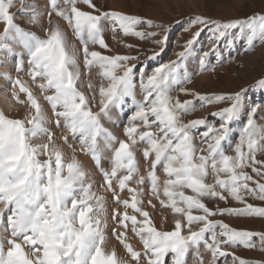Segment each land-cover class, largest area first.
<instances>
[{"label": "snow or ice", "instance_id": "snow-or-ice-1", "mask_svg": "<svg viewBox=\"0 0 264 264\" xmlns=\"http://www.w3.org/2000/svg\"><path fill=\"white\" fill-rule=\"evenodd\" d=\"M93 11H83L78 0H49L51 10L40 12L35 3L31 6L19 0L18 12L30 16L28 23L37 24L43 15L49 18V28L42 38L15 22L11 9L16 0H0V63L15 58V71L25 73L43 99L51 106L55 125L65 129L61 139L67 143L69 136L78 140L81 150L90 155L103 176L102 188L111 193L113 201L123 206L112 210L111 220L124 231L112 229V234L126 249L130 259H121L115 248L106 246L109 216L106 197L93 191L89 173L77 159L75 152L65 159L56 143V136L47 126L49 118L40 98L28 80L20 75L13 77L0 72V77L11 85V96L27 107L22 118H12L0 111V264H188L189 253L199 264L200 246L211 254L213 264L218 257L233 256L234 264H264L235 256L225 250V245H243L254 248L258 239L264 249V232L238 230L217 215L264 217V207L247 202L251 196L264 201V182L254 180L245 169L249 166L264 177V161L256 153L264 151V126L254 121L256 108L251 109L238 142L231 145L232 154L225 150L233 122L249 88L264 92V74L249 88L231 93L201 94L181 85L190 83L192 73L184 67V58L204 27L211 25L210 40L216 51L219 42L232 30L246 33L245 51L257 42L264 43V12L226 21L210 20L202 15L191 17L193 24L203 25L177 53V60L159 64L151 73L132 61L139 56L104 55L90 49L98 45L108 49L104 39L105 25L113 33L134 35L140 39L155 37L160 33L138 30V26L158 27L165 33L170 26L156 24L152 19L128 14L119 10H99L93 0H84ZM53 12L67 21L82 45L86 68L97 67L101 77L98 87V110H93L96 86L89 82L91 97L78 87L81 78L78 51L69 46L64 31L53 23ZM167 36L154 43L166 44ZM17 46L21 51H17ZM131 48L132 45H126ZM159 53L153 52L150 60ZM209 52L199 57L200 70L208 68ZM139 82L142 99H137L135 87ZM174 87L194 99L181 100L172 95ZM26 99H20V94ZM196 101L204 103L229 102L226 107L211 113L219 125H209L205 118L185 121L183 116L196 108ZM127 115L120 138L102 120H113L112 110ZM127 110V111H126ZM247 110V109H246ZM203 128V131L200 129ZM199 135L200 144L195 143ZM46 138L44 142L37 140ZM143 144L142 149L138 145ZM140 150L147 164L146 175H139L136 152ZM105 152L111 168L101 166ZM257 165H260L258 167ZM162 169L161 180L157 169ZM212 177V182L208 181ZM149 182L150 195L161 206L171 209L173 227L157 228L151 214L144 207L145 181ZM116 187H113V185ZM135 184L137 187H133ZM127 190L129 197L121 199ZM229 198L243 207H209L206 200ZM152 205V200L147 201ZM155 207V205H152ZM128 209H131L130 213ZM8 211L6 219L5 211ZM219 229V231H217ZM130 230L142 242L137 250L127 239Z\"/></svg>", "mask_w": 264, "mask_h": 264}, {"label": "rangeland", "instance_id": "rangeland-1", "mask_svg": "<svg viewBox=\"0 0 264 264\" xmlns=\"http://www.w3.org/2000/svg\"><path fill=\"white\" fill-rule=\"evenodd\" d=\"M25 3L29 6L35 3L40 12L46 13L51 10L49 7V0H25ZM93 3L99 10H119L128 14L140 15L152 19L156 24L170 26V30L165 33L162 28H149L147 25L142 24L138 26V30L157 32L160 33V35L140 39L134 35H124L120 31L113 33L111 27L105 25L106 30L103 35L105 42L108 44V49H102L98 45H89L90 49L100 51L104 55L120 54L139 56L138 61H132L133 64L138 65L137 75H139L140 68L151 73L157 65L177 60V53L185 51L187 41L192 39L193 35L201 27H204L203 25L193 24L191 20L193 16L202 15L210 20L226 21L233 18L244 17L252 13L264 12V0H93ZM60 6H64L63 0H60ZM77 6L83 11H93L84 0H78ZM19 7V0H16L15 6L11 9V11L15 13V22L26 30L33 31L43 38L45 36L44 29L51 26L47 15H43L37 24H30L28 23L30 16L18 12L17 9ZM51 19L53 23L58 24L64 31L69 46L75 45L78 51L77 60L81 71L78 87L86 96L91 97L93 92L89 89V82L96 86V99L92 101V103L93 110H98L96 107L99 102L98 87L101 83L99 69L97 67H85L81 42L75 35L73 29L68 25L67 21L57 16L55 12H53ZM3 27V23L0 22V31H3ZM210 34L211 25L204 27V30L192 44L188 54L184 58V67L188 72L192 73V80L190 83L181 85L182 87H187L201 94L231 93L239 91L242 88H249V85H252L253 81L264 74V43L257 42L253 45L251 50L245 51V41L241 39V37L245 36L246 33L236 29L232 30L225 39L219 42L216 51H212L214 43L210 40ZM165 35L167 36V40L161 52L162 46L154 43V41L163 39ZM126 45H132L133 47L129 48ZM17 51H21L19 46H17ZM153 52H157L159 55L154 60H150L149 57L152 56ZM203 52H209L207 58L208 68L206 70H200L199 67V57ZM0 56L6 57L7 54L0 53ZM26 70L27 63L25 62V73H18L15 71V58L8 57L4 59L3 63H0V72H8L13 77L20 75L23 79L28 80L34 93L40 98V103L43 105L49 118L47 126L55 134L56 143L62 149L65 159H70L73 152H75L77 159L89 173V179L94 185L93 191L106 197V208L109 216L108 227L105 230L107 237L106 246H108L107 248L109 250L116 248L115 250L121 259H130L126 249L120 242L118 243V240L116 241L115 236L112 234L113 228H116L117 231H124L122 227L113 223L111 220L112 210L114 208H119L122 212L124 210L123 206L117 205L113 201L111 193L106 192L104 188L101 187L104 183L102 173L95 166L91 156L85 154L81 150L78 140L69 136L67 143H65L61 139L66 130L58 128L55 125V117L52 114L51 106L43 99V95L47 93H40V90L31 83V80L26 75ZM135 92L137 99H142L138 81L136 82ZM172 95L179 96L181 100L194 99L192 96L181 93L179 87L173 88ZM20 99H26L25 95L21 93ZM228 103L229 102L204 103L203 106H201V102L196 101L195 110L184 115L183 119L188 121L205 118L209 125L218 126L220 123L219 119L210 114L226 107ZM254 107L256 108L253 117L255 123L259 126H264V92L255 88H249L248 92L243 97L241 109L236 119L230 124L229 138L225 146V150L228 154H232L230 146L238 142L240 131L248 115L251 114V109ZM27 110L26 106L17 103V101L12 98L11 85L0 77V111H3L12 118H22ZM112 115L113 120L104 119L102 123L115 135L124 138L123 127L127 122V115L118 114L116 109L112 110ZM200 131H203V128H201ZM45 139L46 138H41L36 142L41 143L44 142ZM195 143L197 145L200 144L199 135L195 136ZM143 147V144L138 145V149H142ZM109 155L110 153L105 152V158L102 159L101 166L110 170L111 165L107 159ZM136 156L139 166V175H146L147 164L142 156V152L137 150ZM256 159L264 161V151L257 152ZM257 166L260 167V165ZM245 171H247L249 175H252L254 180H261L264 182V177L253 172L251 166L247 167ZM157 174L160 176L161 180L165 178L162 169L158 168ZM208 181L212 182L211 176L208 178ZM132 186L137 187L135 184ZM113 187H116L115 183ZM141 187H143L145 193L143 196L144 207L151 214V218L156 227L158 229L162 227L163 230H170L173 227V214L171 209L161 206L159 200L150 195V185L147 180ZM120 196L121 199H126L129 197V194L127 190H125L120 193ZM149 199L152 200V205H155V207L147 203ZM246 199L248 203L254 206L264 207V201L251 196H247ZM206 203L212 208L243 207L241 203L231 198L227 201L218 199L206 200ZM0 207H3V205H0ZM128 211L130 213L132 212L131 209H128ZM8 214L9 212L6 210L4 213L5 219ZM212 219L222 220L229 226L238 230L264 232V217L224 214L212 217ZM217 231H219V229H217ZM127 239L137 250L142 251V242L130 230L127 232ZM254 243L256 244L254 248H247L243 245H225V250L229 253H233L237 257L247 260L264 261V249L261 248L258 239L254 240ZM199 252L200 256L203 258L204 264H213L211 254L204 249L203 245L200 246ZM187 260L188 264H199V261L194 255V250L189 253ZM166 261L167 264H171L170 257H166ZM141 264H144L143 260ZM215 264H234L233 256L218 257ZM236 264H238V261Z\"/></svg>", "mask_w": 264, "mask_h": 264}, {"label": "bare ground", "instance_id": "bare-ground-1", "mask_svg": "<svg viewBox=\"0 0 264 264\" xmlns=\"http://www.w3.org/2000/svg\"><path fill=\"white\" fill-rule=\"evenodd\" d=\"M108 232H109V231H108ZM110 233H111V232H110ZM109 235H110V234H109ZM109 238H110V237H109ZM116 241H117V239H116ZM118 243H119V241H118ZM110 246H111V245H110ZM110 246H109V247H110ZM119 246H120V245H119ZM107 247H108V246H107ZM115 249H116V248H115ZM124 251H125V249H124ZM125 255H126V254H125Z\"/></svg>", "mask_w": 264, "mask_h": 264}]
</instances>
